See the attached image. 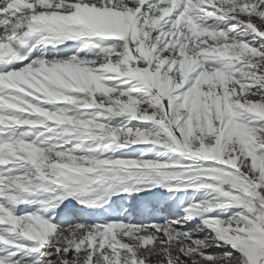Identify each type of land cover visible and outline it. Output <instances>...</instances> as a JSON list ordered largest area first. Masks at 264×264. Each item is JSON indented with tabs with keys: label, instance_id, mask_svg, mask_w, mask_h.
<instances>
[{
	"label": "snow or ice",
	"instance_id": "1",
	"mask_svg": "<svg viewBox=\"0 0 264 264\" xmlns=\"http://www.w3.org/2000/svg\"><path fill=\"white\" fill-rule=\"evenodd\" d=\"M254 18L264 0H0V264H146L157 240L167 264H264Z\"/></svg>",
	"mask_w": 264,
	"mask_h": 264
},
{
	"label": "rangeland",
	"instance_id": "2",
	"mask_svg": "<svg viewBox=\"0 0 264 264\" xmlns=\"http://www.w3.org/2000/svg\"><path fill=\"white\" fill-rule=\"evenodd\" d=\"M254 23H256L259 27L264 29V21H261L259 18H254ZM259 97H255L254 99H258ZM138 219L142 218L137 216ZM205 233H201V236H203ZM65 235H68L67 232H65ZM127 242V241H126ZM163 247L159 243V240L156 241V253L152 254L151 256H148L147 249H142L140 252V255L144 256L146 258V264H167V258L164 256L162 252L159 251V249ZM229 249H220L215 246L214 243H209L208 247L205 249V251L209 253H217V252H223L228 251ZM176 255H180L181 260H188L189 258L184 257L182 254L178 253V251H173V257ZM55 259V257H53ZM196 259H200V257H195ZM56 264H59L57 261ZM190 264V260H189ZM202 264H207V262H202ZM219 264H225L223 260L219 261Z\"/></svg>",
	"mask_w": 264,
	"mask_h": 264
}]
</instances>
